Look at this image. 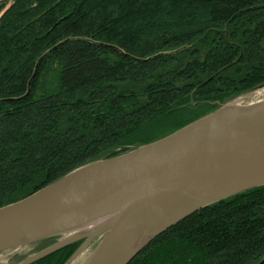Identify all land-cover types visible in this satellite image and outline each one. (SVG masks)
I'll use <instances>...</instances> for the list:
<instances>
[{
  "label": "trees",
  "instance_id": "trees-1",
  "mask_svg": "<svg viewBox=\"0 0 264 264\" xmlns=\"http://www.w3.org/2000/svg\"><path fill=\"white\" fill-rule=\"evenodd\" d=\"M263 83L264 0H0V207ZM128 264H264V186L191 214Z\"/></svg>",
  "mask_w": 264,
  "mask_h": 264
},
{
  "label": "water",
  "instance_id": "water-1",
  "mask_svg": "<svg viewBox=\"0 0 264 264\" xmlns=\"http://www.w3.org/2000/svg\"><path fill=\"white\" fill-rule=\"evenodd\" d=\"M258 186H264V98L230 101L159 140L86 163L0 207V252L68 233L19 264L83 240L65 263L72 264L97 238L81 264H128L191 214Z\"/></svg>",
  "mask_w": 264,
  "mask_h": 264
},
{
  "label": "rangeland",
  "instance_id": "rangeland-1",
  "mask_svg": "<svg viewBox=\"0 0 264 264\" xmlns=\"http://www.w3.org/2000/svg\"><path fill=\"white\" fill-rule=\"evenodd\" d=\"M264 98V87L260 88L256 91H249L246 93H243L239 95L236 99L233 100L235 103H243L248 104L253 101L261 100ZM69 235L68 233H65V235H55V237L50 238H44L43 240L37 241L32 243L31 245L21 247L19 249H12L10 251L0 252V262L5 264H19L23 260L27 259L29 256L33 255L34 253H37L39 251L44 250V248H47L49 246H52L59 240L65 238V236ZM100 237V236H99ZM99 238L93 240L87 248H85L76 258L72 264H81L86 257L89 255V252L92 250V248L97 244V241ZM80 241V245L82 244L83 240ZM77 243V242H74Z\"/></svg>",
  "mask_w": 264,
  "mask_h": 264
},
{
  "label": "bare ground",
  "instance_id": "bare-ground-1",
  "mask_svg": "<svg viewBox=\"0 0 264 264\" xmlns=\"http://www.w3.org/2000/svg\"><path fill=\"white\" fill-rule=\"evenodd\" d=\"M91 227H93V226H88L87 228H91ZM87 228H86V229H87ZM73 264H74V263H73Z\"/></svg>",
  "mask_w": 264,
  "mask_h": 264
}]
</instances>
